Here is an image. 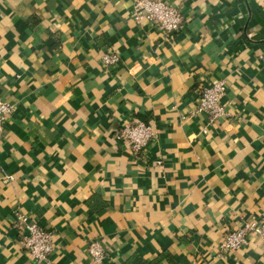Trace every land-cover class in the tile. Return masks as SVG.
Listing matches in <instances>:
<instances>
[{
  "label": "crops",
  "instance_id": "crops-1",
  "mask_svg": "<svg viewBox=\"0 0 264 264\" xmlns=\"http://www.w3.org/2000/svg\"><path fill=\"white\" fill-rule=\"evenodd\" d=\"M183 15L166 39L133 0H0V264H36L18 214L52 233L41 264H264V240L219 251L264 208V0H167ZM114 50L116 65L101 55ZM225 83L226 114L197 110ZM157 130L140 154L116 138ZM159 161V164L157 163ZM89 200L90 203H89Z\"/></svg>",
  "mask_w": 264,
  "mask_h": 264
},
{
  "label": "built area",
  "instance_id": "built-area-1",
  "mask_svg": "<svg viewBox=\"0 0 264 264\" xmlns=\"http://www.w3.org/2000/svg\"><path fill=\"white\" fill-rule=\"evenodd\" d=\"M131 15L136 23L144 21L151 23L166 39L174 35L183 23L180 9L167 0H133ZM119 60V54L114 50L106 51L101 55V63L105 67L116 65ZM224 89V81L216 80L203 87L200 92L197 110L206 111L211 121L226 114L221 103ZM14 108L13 103L0 96V130ZM157 137L155 127L142 119L126 122L116 133V138L121 139L133 154L142 153L149 141L156 140ZM157 163L159 164V161ZM16 226L21 231L20 243L32 260L36 264L47 262L53 250L51 231L42 228L36 221L30 220L27 215L21 213L16 217ZM253 235L264 240V208L257 217L243 219L239 226L227 230L219 243V251L224 253L239 249ZM86 251L88 264L102 262L105 248L99 238L90 239Z\"/></svg>",
  "mask_w": 264,
  "mask_h": 264
},
{
  "label": "trees",
  "instance_id": "trees-1",
  "mask_svg": "<svg viewBox=\"0 0 264 264\" xmlns=\"http://www.w3.org/2000/svg\"><path fill=\"white\" fill-rule=\"evenodd\" d=\"M91 200H89V203H90ZM163 258H166L170 264H176L175 260L173 259V257L171 255H169L167 252H163V253H160L156 260H159V259H163ZM139 260L140 259H137L136 257H132L129 261H128V264H135V263H139Z\"/></svg>",
  "mask_w": 264,
  "mask_h": 264
}]
</instances>
